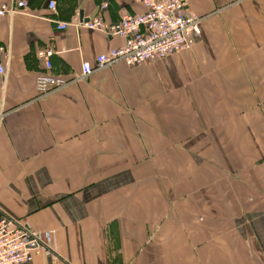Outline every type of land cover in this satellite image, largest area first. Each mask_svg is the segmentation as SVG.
<instances>
[{"label":"crops","instance_id":"obj_1","mask_svg":"<svg viewBox=\"0 0 264 264\" xmlns=\"http://www.w3.org/2000/svg\"><path fill=\"white\" fill-rule=\"evenodd\" d=\"M103 2L31 0L1 23L0 210L56 231L31 264H264V0H191V49L78 79L125 40L57 24L144 11ZM48 48L71 82L42 98Z\"/></svg>","mask_w":264,"mask_h":264},{"label":"built area","instance_id":"obj_2","mask_svg":"<svg viewBox=\"0 0 264 264\" xmlns=\"http://www.w3.org/2000/svg\"><path fill=\"white\" fill-rule=\"evenodd\" d=\"M30 1H0V28L5 17L28 14ZM139 2L144 8L143 13L138 15L124 13L114 24L108 23L103 14L90 19L76 15L71 22L57 24L59 31L72 27L75 30L99 31L109 37H120L125 40L122 47L99 55L95 65L82 62L81 76L78 79H85L120 62L129 67L151 64L171 54L191 49L200 39L202 18L191 11V0H139ZM48 7L54 11L55 2H49ZM108 7L109 0H105L100 9L104 11ZM54 55L55 52L49 48L36 54L44 65V72L36 81L37 94L42 98L71 82L50 74ZM7 56V49L0 45V74L6 72L2 58ZM54 236L53 231H32L24 222L0 210V264H31L34 258L42 253L53 256L50 245Z\"/></svg>","mask_w":264,"mask_h":264},{"label":"rangeland","instance_id":"obj_3","mask_svg":"<svg viewBox=\"0 0 264 264\" xmlns=\"http://www.w3.org/2000/svg\"><path fill=\"white\" fill-rule=\"evenodd\" d=\"M48 231H53V232H55V234H56V231L55 230H48ZM56 236V235H55ZM55 236H54V238H55Z\"/></svg>","mask_w":264,"mask_h":264},{"label":"water","instance_id":"obj_4","mask_svg":"<svg viewBox=\"0 0 264 264\" xmlns=\"http://www.w3.org/2000/svg\"><path fill=\"white\" fill-rule=\"evenodd\" d=\"M80 16L83 17V13H80Z\"/></svg>","mask_w":264,"mask_h":264}]
</instances>
